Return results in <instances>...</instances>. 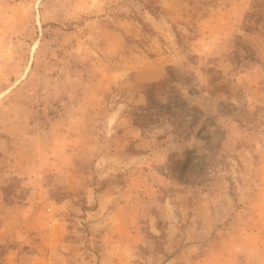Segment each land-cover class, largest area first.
<instances>
[{
	"label": "rangeland",
	"instance_id": "1",
	"mask_svg": "<svg viewBox=\"0 0 264 264\" xmlns=\"http://www.w3.org/2000/svg\"><path fill=\"white\" fill-rule=\"evenodd\" d=\"M0 264H264V0H0Z\"/></svg>",
	"mask_w": 264,
	"mask_h": 264
}]
</instances>
